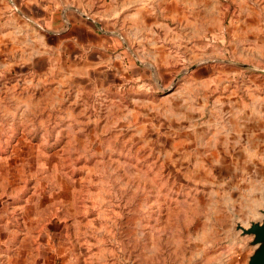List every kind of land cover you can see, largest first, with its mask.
I'll list each match as a JSON object with an SVG mask.
<instances>
[{"label":"rangeland","instance_id":"374dc122","mask_svg":"<svg viewBox=\"0 0 264 264\" xmlns=\"http://www.w3.org/2000/svg\"><path fill=\"white\" fill-rule=\"evenodd\" d=\"M225 7L189 60L161 50L158 71L147 57L123 81L29 73L1 35V243L29 264L248 263L238 225L264 216V152L257 138V156H231L246 143L220 125V97L264 88V0ZM203 61L213 75L190 76Z\"/></svg>","mask_w":264,"mask_h":264},{"label":"crops","instance_id":"0c3cea01","mask_svg":"<svg viewBox=\"0 0 264 264\" xmlns=\"http://www.w3.org/2000/svg\"><path fill=\"white\" fill-rule=\"evenodd\" d=\"M0 1V11L9 12V20L0 21V38L6 33L12 39L6 44L13 51L11 61L15 60V64L29 73L40 71L39 64L43 63V72L66 71L83 78L102 76L123 81L129 70L146 71L147 57L158 71L161 50L167 53V62L184 60L180 48L187 52L189 60L194 45L206 44L208 35L225 28V5L230 0ZM96 18L104 31L97 28ZM117 30L127 32L128 45ZM213 65L197 62L187 72L202 78L212 76L206 68ZM239 90L231 92L232 99L221 95V101L227 104H222L220 125L227 128L229 135L238 136L242 145L246 143L240 149L239 142L236 152L242 153H231L232 157H255L257 138L261 144L258 150L264 152V88ZM225 113L229 114L227 119ZM200 128L214 133L217 125L208 123L205 130L201 123ZM0 264L29 263L20 259V251L1 243Z\"/></svg>","mask_w":264,"mask_h":264},{"label":"water","instance_id":"95a60500","mask_svg":"<svg viewBox=\"0 0 264 264\" xmlns=\"http://www.w3.org/2000/svg\"><path fill=\"white\" fill-rule=\"evenodd\" d=\"M264 215V209L262 211ZM243 234L253 235L251 241L254 247V252L250 255L247 264H264V216L261 220L252 221L249 226L238 225Z\"/></svg>","mask_w":264,"mask_h":264}]
</instances>
